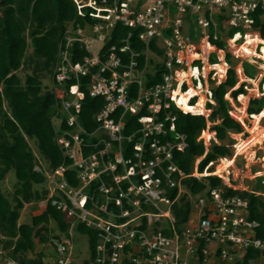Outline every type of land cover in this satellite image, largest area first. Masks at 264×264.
Segmentation results:
<instances>
[{
	"label": "built area",
	"instance_id": "built-area-1",
	"mask_svg": "<svg viewBox=\"0 0 264 264\" xmlns=\"http://www.w3.org/2000/svg\"><path fill=\"white\" fill-rule=\"evenodd\" d=\"M3 1L0 0V4ZM73 2L78 16L96 21L85 26L72 23L59 43L52 77L54 85L60 86L66 80H75V83L55 90L57 106L67 114L66 122L73 127L72 130L63 129V119L56 116L61 120L60 129L56 127V140L64 158L72 162L45 171L48 178L45 204L51 200L52 205L73 218V226L81 222L98 231L99 256L91 264H124L125 259L129 264H235L250 249L259 251L264 257V239L255 233L259 224L247 217L249 199L229 195V189H233L264 197V192L247 184L260 181L264 185V117L256 130L260 131L261 140L243 150H240V142L248 140L253 133L248 137V125L238 118L245 112V118L255 121V115L248 113L250 99L264 96V83L260 87L264 81V38L256 27L258 16L260 22H264V0ZM119 23L140 30L139 39L146 44L142 68L139 66L141 53L130 46L132 31L124 40L125 45L106 47ZM256 36L261 41L250 43L248 37ZM153 41L162 54L152 50ZM219 41H224L223 48L217 46ZM83 51L87 52L83 60L75 61ZM128 51L130 58L125 63L121 54ZM228 55L238 62L239 82L234 89L243 85L246 90L237 101L231 98L230 92L225 97L230 102V116L244 127L242 134H232L236 140L233 163L222 174L214 175L222 180V185L209 189L212 206L207 215H201L193 227L186 225L181 233L164 235L155 229L154 218L167 217L171 224L175 219L170 209L163 211L159 203L172 205L164 195L166 187L179 186L181 190V179L186 176L173 161L174 151H184L188 146L185 135L176 130L177 116L173 107L198 115L185 110L177 99L182 93L189 94L191 89H197L188 96L192 107L202 96L206 98V109L209 102L214 104L210 80L215 84L226 80L231 67ZM211 59L216 62L212 63ZM244 62L255 66L256 79L245 76ZM218 64L224 65L225 72L213 68L207 76L204 74L206 66ZM152 65H161L162 81L148 86L146 77ZM192 66L199 69V76L185 77L183 72L190 71ZM84 76H91L90 80L82 81ZM254 81L258 82V90H249ZM84 84L91 97H101L105 101L94 116L99 126L91 133L79 123ZM133 84L137 85L135 96H132ZM241 97L246 98V107ZM243 107L245 111H241ZM143 110L150 116L142 118L140 128L126 136V115H138ZM207 112L206 117L208 109ZM170 132L174 133L173 139L163 140ZM107 135L110 139L105 137ZM135 138L132 156L127 158L125 143ZM199 140L208 145L209 138L205 134ZM84 147L94 150L86 154ZM239 156H242V164L238 162ZM69 168L77 170L80 181L77 187L65 177ZM176 174L178 179L173 177ZM199 175L203 173L196 167L192 176ZM164 180L166 186H163ZM97 181L98 186L94 185ZM199 201L204 204L205 199ZM144 206L157 208L158 213L145 210ZM144 218L147 219L146 228L141 227ZM72 231L71 228L70 234ZM62 239H54L56 257L44 264H79L73 258L71 240ZM202 243L206 246L201 247ZM210 243H213L211 249ZM0 264L20 262L0 247Z\"/></svg>",
	"mask_w": 264,
	"mask_h": 264
},
{
	"label": "trees",
	"instance_id": "trees-1",
	"mask_svg": "<svg viewBox=\"0 0 264 264\" xmlns=\"http://www.w3.org/2000/svg\"><path fill=\"white\" fill-rule=\"evenodd\" d=\"M0 9V246L7 250L8 256L19 261L20 264H44L46 255L44 251L37 253L36 258L26 257L28 252L36 251V237L39 243H51L55 247L54 239H61L62 235L70 236L72 228L73 231L88 236L91 254L83 264H91L99 256L97 252L98 231L81 222L73 226V218H69L63 211L52 205L51 200L48 201L41 214L33 216L30 223H19V220L25 204L46 200L48 196L47 189L36 188V185H44L48 178L43 169L36 168L40 163L30 140L36 142L41 158L47 162L49 170L63 163L70 165L72 162L71 159L64 158L58 145L53 119L56 116L62 118L63 129L72 130L73 127L67 124L66 115L57 106L58 99L55 90L44 84L38 72L45 71L53 77L59 43L70 23L85 26L86 23H94L96 20L78 16L73 0H4ZM257 19L256 27L260 28L261 36L264 38V22H260L259 16ZM131 31L133 35L129 40L130 46L134 51L141 53L139 66L142 68L146 44L139 39V29H132L119 23L114 28L106 47L125 45L124 40ZM30 46L33 48L31 55L28 54ZM217 46L223 48L224 41H219ZM78 47L76 45V48ZM150 47L162 54V50L158 48L155 41ZM86 53V51L81 52L75 61H82ZM121 55L127 63L130 58L129 51ZM227 58L231 67L228 69L226 80L220 84H215L213 80H210L215 104L208 103V117L184 113L173 107V113L177 116L176 130L185 135L188 143L184 151L175 150L173 154V161L186 175L181 179V189L185 192L182 193L179 186L166 187L164 195L172 202L170 211L175 221L172 224L167 221L166 225L160 221L155 223V229L161 230L164 235L171 236L175 232H182L193 211L192 197L209 199V189L222 185V180L214 175L202 178L192 176L196 166L198 171L203 173L210 165L214 166L220 157H233V145L236 140L230 133L244 131L242 124L230 116L231 106L225 97L230 92L236 101L238 95L245 93L246 90L243 85L234 89L239 82L236 72L238 62L231 55ZM211 60L212 63L216 62L214 59ZM31 61L37 62V66L34 72L28 73L23 80L18 71ZM250 69L254 72L251 73ZM256 70L253 65L244 62L245 76L255 79ZM162 71L161 65H152L147 73V85L151 86L161 82ZM90 77L84 76L82 81L90 80ZM73 83L75 80H66L60 86L69 87ZM81 88L85 92V97L82 99L79 123L91 133L99 126L94 116L104 106L105 101L101 97H91L85 84ZM131 89L132 96H135L137 85L133 84ZM259 101L262 104L261 108L256 109L255 105H258ZM263 110L264 96L250 99L248 107L250 114H259ZM119 114L120 111L116 117ZM148 116L150 113L147 110H143L138 115L127 114L124 134L130 136L136 132L141 126L142 118ZM207 130L213 135L209 137L208 145L203 140H199V137ZM173 134L170 132L163 140L173 139ZM85 137L88 138L86 135ZM87 141H90V138ZM135 141L136 138L132 142L125 143L128 148L127 158L132 156ZM83 149L86 154L94 150L91 147ZM11 171L15 173L18 180L13 201L4 194L1 187L2 181ZM65 177L71 185L75 187L80 185L76 169L69 168ZM173 177L178 179L179 176L176 174ZM98 184L97 181L94 185L98 186ZM163 186H166L165 180ZM229 195H240L249 199L248 220L258 222L255 233L264 239V197L248 191L233 189H229ZM144 209L158 213V209L154 207L144 206ZM206 215L204 213L203 216ZM146 221L147 219L144 218L142 228H146ZM51 222L56 223L60 234L54 233V230L49 228ZM205 246L206 244L202 243L201 247ZM260 257L262 254L259 251L250 249L245 251L242 259L235 264H252ZM124 264H129L126 259Z\"/></svg>",
	"mask_w": 264,
	"mask_h": 264
},
{
	"label": "rangeland",
	"instance_id": "rangeland-1",
	"mask_svg": "<svg viewBox=\"0 0 264 264\" xmlns=\"http://www.w3.org/2000/svg\"><path fill=\"white\" fill-rule=\"evenodd\" d=\"M1 10V9H0ZM70 26L72 25V23L69 24ZM68 25V26H69ZM65 34V33H64ZM190 35L193 36L192 31L190 32ZM64 37V35H63ZM61 40H64L61 39ZM30 42V39H29ZM33 51V48L30 46L28 49V54L31 55ZM37 66V62L35 61H31L29 63H27V65L20 69L18 71V73L20 74V76L22 77L23 80H25L26 75L28 73H33L34 72V68ZM251 73L254 72L253 69H250ZM40 74V76L43 78L44 84L46 86H48V88H51L52 90H56L57 89H61V86H57L55 87L54 82H53V78L52 75L47 73V72H38ZM258 71H255V74L257 75ZM256 82V81H254ZM254 82L249 86V90H253L254 89ZM252 94V92H251ZM261 101H259L258 105L256 106V109H260L261 108ZM238 107L240 106L239 104L237 105ZM242 106V105H241ZM247 106V103L245 104V107ZM67 116V114H64ZM55 121V125L57 127V129H60V125H61V120H59L58 118L55 117L54 119ZM245 123L248 125V128H251L253 125V121L252 119H248V118H244ZM264 123V120H263ZM247 133L249 134L248 137H250L251 132L249 130H246ZM258 132V131H257ZM242 134V133H241ZM107 139H110L109 135L105 136ZM238 138H240V135H237ZM247 138V137H246ZM242 139H245L244 137H242ZM30 144L33 148V150L35 151L38 160H39V166H37V169H43L44 171H49L48 168V164L46 161H44L41 158V154L38 150L37 144L34 140H30ZM126 147V146H125ZM236 153V150L234 149V154ZM233 159L234 157H228ZM238 162L240 164L243 163L242 161V156H239L238 158ZM219 161L212 166L211 169H213L211 175H215L214 172L217 168V165H219ZM205 174L203 175H199L198 177H204ZM207 176V175H206ZM246 184V183H245ZM247 184H249L253 189H257V190H261L264 191V186L260 184V181H249L247 182ZM18 185V180L16 178V175L13 171H11L9 174L6 175L4 181H2L1 183V187H2V191L4 192V194L7 195V197L13 201V197H14V192L16 189V186ZM36 188H39L40 190L43 189H47L48 188V180L44 185H36ZM182 193L185 192L184 189H181ZM193 203H194V207H193V211L190 215V219L188 222V226L193 227L196 225L198 218L200 217V215H202L206 210L209 209L210 206V200L208 201V198H205V202L204 204L200 203L199 198L198 197H192ZM27 204H29L27 206ZM25 204V207L21 210V218L19 220V223H30L32 221L33 218V214L34 215H38L41 214L44 211V208L46 206L44 200L43 201H38V202H32V204L27 203ZM162 210L165 211L167 209H170L171 204H166V203H159ZM202 209V210H200ZM172 214V213H171ZM173 215V214H172ZM155 219V223L157 221H160L162 223H164L166 225V222L168 221L169 218L167 217H162L160 218V220H157L158 218H154ZM49 228L54 230V233L56 234H60V231L57 228V225L55 222H51L49 225ZM43 233H45V231L43 230ZM62 240L66 239L68 237V239L71 240V247H72V251H73V258L76 260L77 263L82 264L85 260H88L90 258V245H89V238L87 235L81 234L79 232L76 231H72V233L70 234V236H65L62 235L61 236ZM36 242H37V248L35 252H28L26 254V257L28 258H36L37 257V253L44 251L45 258H44V262L52 260L56 257V250L54 248V246H52L51 243H47V244H41L38 242V238L36 237ZM2 247V246H0ZM209 249H211L213 247V243L209 244ZM243 257V256H242ZM242 257L239 258L242 259ZM252 264H264V257H260L259 259H257L256 261H253Z\"/></svg>",
	"mask_w": 264,
	"mask_h": 264
},
{
	"label": "bare ground",
	"instance_id": "bare-ground-1",
	"mask_svg": "<svg viewBox=\"0 0 264 264\" xmlns=\"http://www.w3.org/2000/svg\"><path fill=\"white\" fill-rule=\"evenodd\" d=\"M248 39H249V42L250 43H256V42H259V41H261V38L259 37V36H256V37H248ZM244 47H246V46H244ZM217 69L219 72H225V67H224V65L223 64H218V65H216V67H213V66H206V68H205V71H204V74L207 76L208 75V73H209V70L210 69ZM199 73H200V71H199V69L198 68H195L194 66H192L191 67V70L190 71H184L183 72V75L186 77V76H195V77H197V76H199ZM191 74V75H190ZM254 90H258V82H254ZM196 90L197 89H191L190 91H189V94H192V93H195L196 92ZM189 94H181L180 95V98H177V99H179V101H180V103L182 104V106H183V108L185 109V110H190V111H192V112H194V113H196V114H198V115H200V114H207L208 112H207V109H206V105H205V101H206V98L204 97V96H202L201 97V99L199 100V102H198V104L197 105H194L193 107L189 104V100H188V96H189ZM246 98L245 97H241L240 98V100L241 101H243V103H244V100H245ZM245 104H246V100H245ZM245 108L243 107L242 109H241V111H245L244 110ZM263 117H264V110L261 112V114H256L255 116H254V118H255V121H253V125H252V127L251 128H248L249 129V131L251 132V133H253V135H252V137H250L248 140H245V141H241L240 142V150H243V148L245 147V148H249V145H251V143H255V141L256 140H261V137L259 136L260 135V131H256L258 128H259V123H260V121H261V119H263ZM238 118L239 119H241V120H243L244 121V118H245V112H244V114H240V115H238ZM257 132V133H256ZM205 134V136L207 137V138H209L210 136H211V134L210 133H207V132H205L204 133ZM253 137H254V139H253ZM252 139H253V141H252ZM218 161L220 162L219 163V165H217V168H216V170H215V172H214V174L215 175H217V174H222L224 171H226V169L229 167V166H231L232 165V163H233V159H231V158H228V157H220L219 159H218ZM211 165L209 166V167H207L206 169H205V171L203 172L205 175H209V174H211L212 172H211Z\"/></svg>",
	"mask_w": 264,
	"mask_h": 264
},
{
	"label": "clouds",
	"instance_id": "clouds-1",
	"mask_svg": "<svg viewBox=\"0 0 264 264\" xmlns=\"http://www.w3.org/2000/svg\"><path fill=\"white\" fill-rule=\"evenodd\" d=\"M1 5V4H0ZM237 61V60H236ZM247 78H249L248 76H246ZM256 79V78H255ZM264 83V81H262L261 82V84H260V87L262 88V84ZM242 94H245V93H242ZM239 95H241V94H239ZM238 95V96H239ZM231 98H232V96H231ZM238 98V97H237ZM233 99V98H232ZM234 100V99H233ZM214 101V100H213ZM235 101V100H234ZM237 101V100H236ZM229 102V101H228ZM230 103V102H229ZM213 104V103H212ZM214 104H215V101H214ZM249 113V112H248ZM250 114V113H249ZM260 114V113H259ZM200 115H204V114H200ZM254 115H256V114H254ZM205 116V115H204ZM241 123V122H240ZM243 126V125H242ZM244 128V127H243ZM208 131V130H207ZM207 133H210L209 131L207 132ZM211 134V133H210ZM237 134H239V133H237ZM211 136L213 137V135L211 134ZM233 149H234V146H233ZM197 167V166H196ZM211 168H212V165H211ZM195 172V171H194ZM199 172V171H198ZM212 172V171H211ZM200 173V172H199ZM202 174V173H201ZM204 174V173H203ZM209 175H211V174H209ZM206 176V175H205ZM208 176V175H207ZM194 177H196V176H194ZM197 178H200V177H197ZM202 178V177H201ZM264 186V185H263ZM263 192V191H262ZM202 198V197H201ZM200 199V198H199ZM205 199V198H204ZM210 199H208V201H209ZM204 215V214H203ZM202 215V216H203Z\"/></svg>",
	"mask_w": 264,
	"mask_h": 264
},
{
	"label": "crops",
	"instance_id": "crops-1",
	"mask_svg": "<svg viewBox=\"0 0 264 264\" xmlns=\"http://www.w3.org/2000/svg\"><path fill=\"white\" fill-rule=\"evenodd\" d=\"M254 67H255V66H254ZM248 107H249V106H248ZM207 132H208V131H207ZM230 134H231V136H232V134H237V133L232 132V133H230ZM232 138H233V136H232ZM248 182H249V181H248ZM30 204H32V203H30ZM28 205H29V204H27V206H28ZM46 206H47V205H46ZM46 206H45V208H46ZM211 206H212V205H211V203H210L209 209L211 208ZM45 208H44V210H45ZM200 210H202V209H200ZM206 212H209V210H208V211H205L204 213H206ZM204 213H203V214H204ZM203 214H202V215H203ZM33 216H34V214H33ZM200 216H201V215H200ZM65 236H66V235H65Z\"/></svg>",
	"mask_w": 264,
	"mask_h": 264
},
{
	"label": "water",
	"instance_id": "water-1",
	"mask_svg": "<svg viewBox=\"0 0 264 264\" xmlns=\"http://www.w3.org/2000/svg\"><path fill=\"white\" fill-rule=\"evenodd\" d=\"M4 1L1 3V5H3Z\"/></svg>",
	"mask_w": 264,
	"mask_h": 264
}]
</instances>
